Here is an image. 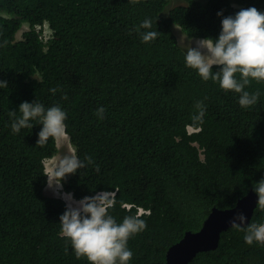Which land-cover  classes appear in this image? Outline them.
I'll return each mask as SVG.
<instances>
[{
    "label": "trees",
    "instance_id": "1",
    "mask_svg": "<svg viewBox=\"0 0 264 264\" xmlns=\"http://www.w3.org/2000/svg\"><path fill=\"white\" fill-rule=\"evenodd\" d=\"M169 2L0 0V80L8 82L0 89V264H89L59 235L65 200L45 193V160L57 153V140L37 145L42 125L11 131L9 111L24 101L61 106L76 155L94 161L67 175L64 191L79 200L114 190L109 213L118 222L129 214L146 220L128 241L130 264H166L170 246L199 230L213 207L234 206L264 179V82L247 86L261 95L242 108L239 94L185 66L172 28L215 38L218 11H264V0H237L240 8L185 0L166 14ZM146 18L158 33L148 43L134 30ZM54 87L62 91L53 94ZM197 101L206 105L203 123L193 120ZM251 222H264V209L257 206ZM243 235L230 227L217 249L189 264H264V245H248Z\"/></svg>",
    "mask_w": 264,
    "mask_h": 264
},
{
    "label": "clouds",
    "instance_id": "2",
    "mask_svg": "<svg viewBox=\"0 0 264 264\" xmlns=\"http://www.w3.org/2000/svg\"><path fill=\"white\" fill-rule=\"evenodd\" d=\"M217 16L221 17L219 35L196 40L195 46L191 42L183 54L185 66L194 69L203 81L211 79L218 82L225 92L239 94V105L248 108L258 102L261 93L259 90L250 92L247 86L253 80L264 82V11L253 6L227 16L221 10ZM151 29L152 21L146 18L134 30L142 42L148 43L158 35ZM213 66H218V69L214 70ZM7 86L6 80H0V89ZM58 90L62 91L58 87L49 89L53 94ZM195 107L198 114L194 115L193 120L203 123L206 105L203 101H197ZM105 111L103 106H99L95 114L102 120ZM9 118L11 131L15 134L22 129L42 125L36 141L40 146L45 145L49 138L59 141L67 137V113L59 105L45 107L37 100L24 101L18 111H9ZM93 163L91 156H85L82 160L75 151H71L45 174L47 186L62 189L67 175L75 174ZM96 170L99 171V166ZM252 191L258 197L257 205L264 209V179L255 181ZM62 196L66 206L59 217V235L70 241L75 257L86 258L89 264H130L133 251L128 247V241L147 228L146 220L138 214H129L118 222L109 213L116 203L114 190L96 192L79 200L70 192L62 193ZM230 223L232 227L243 230L246 244L264 245V222L250 223L241 212Z\"/></svg>",
    "mask_w": 264,
    "mask_h": 264
},
{
    "label": "water",
    "instance_id": "3",
    "mask_svg": "<svg viewBox=\"0 0 264 264\" xmlns=\"http://www.w3.org/2000/svg\"><path fill=\"white\" fill-rule=\"evenodd\" d=\"M258 197L250 190L230 208L213 207L202 227L197 231H187L181 240L171 245L166 254V264H189L202 251L218 248L222 232L229 229L232 219L243 212L251 221L257 208Z\"/></svg>",
    "mask_w": 264,
    "mask_h": 264
},
{
    "label": "rangeland",
    "instance_id": "4",
    "mask_svg": "<svg viewBox=\"0 0 264 264\" xmlns=\"http://www.w3.org/2000/svg\"><path fill=\"white\" fill-rule=\"evenodd\" d=\"M198 1H200L202 3H207L209 0H198ZM231 1H232V5L234 7H236V8L241 7V5L238 4L237 0H231ZM185 4H186L185 0H170L169 4L166 6L164 12L166 14H168V12L172 8H174L178 5H185ZM172 28H173V31H174L176 37H177L179 46L184 50H186V48L191 44V42H193V46H195V41L201 39V38L189 37L183 31V29L177 24H173ZM25 30H29V27L27 24H25L23 26L22 30L18 33V37H21L22 32ZM42 32H43L42 33L43 38L46 40L47 38H49V36L51 34V29L47 24H45L43 29H42ZM57 146H58L57 153L53 157L45 160L47 172H49L50 169L52 168L53 164H55L57 161H59L65 154H68L71 151H75V153H76V150H75L74 146L72 145L68 134H67V137L65 139H61V140L57 141ZM45 193L48 196H57V197L63 198L62 193H68V192L64 191L63 188L62 189L49 188L47 186L45 189Z\"/></svg>",
    "mask_w": 264,
    "mask_h": 264
},
{
    "label": "built area",
    "instance_id": "5",
    "mask_svg": "<svg viewBox=\"0 0 264 264\" xmlns=\"http://www.w3.org/2000/svg\"><path fill=\"white\" fill-rule=\"evenodd\" d=\"M144 211L143 209H141V212Z\"/></svg>",
    "mask_w": 264,
    "mask_h": 264
}]
</instances>
